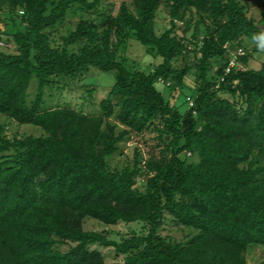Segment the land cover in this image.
<instances>
[{"label":"trees","instance_id":"obj_1","mask_svg":"<svg viewBox=\"0 0 264 264\" xmlns=\"http://www.w3.org/2000/svg\"><path fill=\"white\" fill-rule=\"evenodd\" d=\"M100 5L0 0L2 34L16 46L0 50V115L44 132L9 138L0 126V264H248L249 249L264 247V61L251 67L264 11L257 22L243 0H132L116 13ZM75 6L101 22L82 21L55 45L47 30ZM162 7L170 27L158 34ZM131 40L162 59L150 73L120 56ZM237 48L241 67L226 74ZM91 67L117 72L100 114L43 107L56 77ZM146 134L155 145L144 161L136 150L132 169H109L120 143ZM89 218L144 226L116 241L86 231ZM168 218L193 231L187 244L160 234ZM94 246L124 260L108 263Z\"/></svg>","mask_w":264,"mask_h":264},{"label":"rangeland","instance_id":"obj_2","mask_svg":"<svg viewBox=\"0 0 264 264\" xmlns=\"http://www.w3.org/2000/svg\"><path fill=\"white\" fill-rule=\"evenodd\" d=\"M91 2L94 0H90ZM122 3L131 5L132 0H101L100 10L103 8H110L115 13ZM247 7V13L253 17L257 22L262 19L264 11V0H243ZM82 21H92L96 24L101 22L98 14L88 13L81 9L80 6L73 7L66 18L59 22L55 27L50 28L47 32L51 35L55 45L62 44V38L68 36L73 32L78 24ZM3 27V26H2ZM170 27V18L162 7L156 20L157 33L161 34ZM81 44L70 47L71 52H78ZM254 44L251 41L245 40L243 48L245 50L253 48ZM9 53H16V46L10 45L9 48L2 49ZM120 56L125 58L129 67L135 70H141L150 73L154 69L155 64H160L162 59L160 57L154 58L146 52V48L135 40L129 41L127 52L121 51ZM264 61V42L260 45L259 52L254 54L251 67L259 68L261 62ZM218 68V67H217ZM117 80V72L100 71L95 67H91L88 72L79 74L76 77H56L51 86L47 87L45 95V103L43 107L58 108L68 107L83 111L88 115H98L101 113L100 103L106 99L114 87ZM161 90L167 95L168 90L163 86ZM38 90V80L33 78L29 90L28 101L32 102ZM191 94L189 87H186L183 94L177 97V103L181 105V110L185 111L187 105L184 104L186 96ZM169 96V95H168ZM183 104V105H182ZM0 126L5 127L6 135L9 138L25 137V136H40L44 132L41 128L33 125H21L6 116L0 115ZM122 129V128H121ZM155 145L154 135L146 134L145 140L140 137L133 136L119 144L118 151L111 157L107 158L106 162L110 170L123 172L127 169H132L135 164V153L139 151L142 158L145 160L148 157V151L151 146ZM144 178L139 179V183L143 182ZM144 226L141 222L134 223H119L115 226H107L95 219H87L84 223L86 231H95L99 233H108L112 240L121 241L132 232H141ZM160 234L168 237L176 242L187 244L193 231L181 226H177L170 218L163 224ZM74 245L67 243L59 246L61 251H68ZM92 250L100 251L108 263L122 262L124 256L118 255L113 248H101L99 246L92 247ZM264 261V247L255 246L249 249L247 253L248 264H261Z\"/></svg>","mask_w":264,"mask_h":264},{"label":"built area","instance_id":"obj_3","mask_svg":"<svg viewBox=\"0 0 264 264\" xmlns=\"http://www.w3.org/2000/svg\"><path fill=\"white\" fill-rule=\"evenodd\" d=\"M23 14V12H20ZM4 31V28L0 26V50L6 49L10 47V44L7 43L5 40V36L2 34ZM228 48V45L226 46ZM230 59H229V65L225 69L226 74H229L232 69L241 67V64L239 62V58L245 56L246 52L243 48H237L236 50H230Z\"/></svg>","mask_w":264,"mask_h":264}]
</instances>
